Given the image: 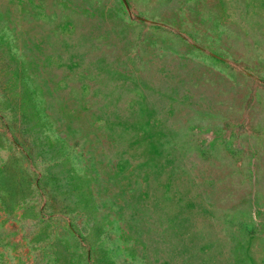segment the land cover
I'll return each mask as SVG.
<instances>
[{"label": "rangeland", "instance_id": "374dc122", "mask_svg": "<svg viewBox=\"0 0 264 264\" xmlns=\"http://www.w3.org/2000/svg\"><path fill=\"white\" fill-rule=\"evenodd\" d=\"M0 264H264V0H0Z\"/></svg>", "mask_w": 264, "mask_h": 264}]
</instances>
